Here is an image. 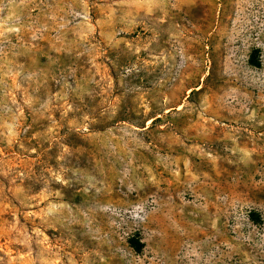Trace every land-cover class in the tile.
Here are the masks:
<instances>
[{
    "label": "rangeland",
    "instance_id": "obj_1",
    "mask_svg": "<svg viewBox=\"0 0 264 264\" xmlns=\"http://www.w3.org/2000/svg\"><path fill=\"white\" fill-rule=\"evenodd\" d=\"M0 264H264V0H0Z\"/></svg>",
    "mask_w": 264,
    "mask_h": 264
},
{
    "label": "trees",
    "instance_id": "obj_2",
    "mask_svg": "<svg viewBox=\"0 0 264 264\" xmlns=\"http://www.w3.org/2000/svg\"><path fill=\"white\" fill-rule=\"evenodd\" d=\"M132 247L136 250V251H140L143 247L142 243L140 241H138L137 239H131L130 240Z\"/></svg>",
    "mask_w": 264,
    "mask_h": 264
}]
</instances>
